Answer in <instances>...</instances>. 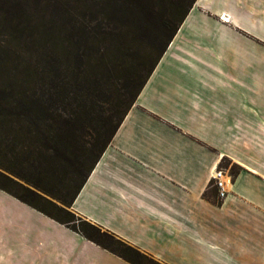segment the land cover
I'll return each instance as SVG.
<instances>
[{
    "label": "crops",
    "instance_id": "crops-1",
    "mask_svg": "<svg viewBox=\"0 0 264 264\" xmlns=\"http://www.w3.org/2000/svg\"><path fill=\"white\" fill-rule=\"evenodd\" d=\"M72 210L162 264H264V0L195 1ZM0 264L127 263L0 190Z\"/></svg>",
    "mask_w": 264,
    "mask_h": 264
},
{
    "label": "trees",
    "instance_id": "trees-1",
    "mask_svg": "<svg viewBox=\"0 0 264 264\" xmlns=\"http://www.w3.org/2000/svg\"><path fill=\"white\" fill-rule=\"evenodd\" d=\"M195 1L0 0V190L128 264H162L72 204Z\"/></svg>",
    "mask_w": 264,
    "mask_h": 264
},
{
    "label": "built area",
    "instance_id": "built-area-1",
    "mask_svg": "<svg viewBox=\"0 0 264 264\" xmlns=\"http://www.w3.org/2000/svg\"><path fill=\"white\" fill-rule=\"evenodd\" d=\"M211 179L212 186L217 191L218 199L223 201L228 194V186L231 182L230 176L223 169L216 168L212 174Z\"/></svg>",
    "mask_w": 264,
    "mask_h": 264
},
{
    "label": "rangeland",
    "instance_id": "rangeland-1",
    "mask_svg": "<svg viewBox=\"0 0 264 264\" xmlns=\"http://www.w3.org/2000/svg\"><path fill=\"white\" fill-rule=\"evenodd\" d=\"M228 163V164H227ZM231 163H229L228 161H226V162H224L223 163V167H220V168H217V169H223L229 176H230V178H231V180H232V176L230 175V169H231ZM212 180V179H211ZM230 180V181H231ZM221 201V200H220ZM128 264V263H127Z\"/></svg>",
    "mask_w": 264,
    "mask_h": 264
}]
</instances>
